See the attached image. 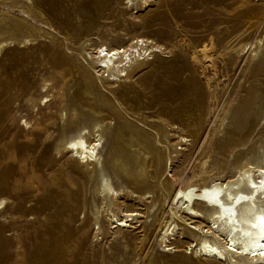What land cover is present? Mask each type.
I'll list each match as a JSON object with an SVG mask.
<instances>
[{
	"label": "rangeland",
	"instance_id": "1",
	"mask_svg": "<svg viewBox=\"0 0 264 264\" xmlns=\"http://www.w3.org/2000/svg\"><path fill=\"white\" fill-rule=\"evenodd\" d=\"M30 7L26 17L0 0V19L25 17L39 31L18 32L0 52V264H30L33 231L49 226L58 249H68L62 236L79 228L70 257L86 242L111 252L110 264H219L195 252L189 230L206 229V219L177 211L181 225L168 247L161 222L177 189L225 179L264 150V54L251 51L256 39L264 41V0H31ZM137 39L153 46L147 58L120 84L100 81L89 51L100 42L128 48ZM211 43L208 56L202 49ZM221 117L228 122L222 133ZM99 118L97 173L118 191L114 211H133L134 219L116 229V216L110 221L102 209L97 231L89 219L92 170L64 141ZM133 132L158 142V171L152 153L145 159L128 142Z\"/></svg>",
	"mask_w": 264,
	"mask_h": 264
},
{
	"label": "bare ground",
	"instance_id": "2",
	"mask_svg": "<svg viewBox=\"0 0 264 264\" xmlns=\"http://www.w3.org/2000/svg\"><path fill=\"white\" fill-rule=\"evenodd\" d=\"M138 2L144 4L146 0H126L129 5ZM11 3L13 6H19L26 17L30 15L32 11L30 7L31 0H11ZM18 19L20 20L18 22H9L10 20L7 18L0 19V35L8 34L5 38L0 37V52L8 41L9 45L14 43L13 41L18 32L28 33V36L39 33V31L34 33V27L36 26L27 21L25 17ZM100 43L94 49H91L90 53L88 51L87 53L90 54L89 61L93 65L92 67H98V70H95L98 72L96 74L99 76L100 81L109 82L110 85H117L124 81L131 74L134 63H138L141 57L147 58L153 49V46L146 44L143 39H137L134 44L122 49L120 47H108L104 43ZM246 46L247 43H244L234 49L236 52H240L245 50ZM212 48L213 44L211 43V46L209 48L204 47L202 52L211 56L213 53H208ZM251 51L253 57L264 54V41L262 38L256 39ZM109 83L107 86H109ZM89 89H91V86ZM87 92L90 93L92 90ZM261 110L264 112V107ZM71 114L77 115V111H72ZM225 119V117H221L220 133L225 131V126L228 123L225 122ZM103 123L102 119L99 118L86 128L79 129L64 141L65 148L71 154H74L78 161L92 170L91 178H94L95 184L89 219L93 221L92 223L95 224L93 226L94 228L97 227V231L101 228L99 212L102 209L110 216V221L111 213L116 216L110 222V225H113L116 229L126 227L127 221L134 219L133 211L126 213L121 207L114 211L118 191L115 190L105 173L101 171L99 174L97 173L99 157L96 152L104 129ZM124 133L126 134V130ZM179 139L186 140L184 136H179ZM128 142L134 143L138 151L144 153L145 159L148 157V153H152L153 168L158 171L161 162L158 142L157 144L154 142V144L146 141L142 135L137 136L134 132L133 135L129 134ZM176 145L177 143H172L173 147ZM251 156L245 157L235 167L231 175L225 179L213 178L210 182L203 180L201 184H187L174 192L172 197L175 204L170 208L171 215L161 222V240L165 247L167 246L166 241H169L174 235L176 227L181 225L180 222L174 220L178 218L176 212L180 211L181 213H187L192 218L202 217L207 221L206 229L196 224L193 228H198V231L195 229L189 230L197 238L195 252L198 256L208 258L219 264H264V150L261 154L259 150H256ZM206 163L207 160L204 159L201 166L203 170L206 168L204 167ZM124 174L132 187L137 190L142 189V186L140 187L138 182L133 180L131 173L125 172ZM155 177L156 173H154ZM166 188L169 192L170 186ZM144 194L146 192L141 196ZM2 201L3 199H0V206ZM67 220H69V215ZM78 229L73 227L68 230L70 236L67 234L62 236V244L67 246L68 249L61 247L58 249L57 245L50 243V233L53 231L51 226L45 229V233L44 230L41 232L35 229L32 234L30 264H110L111 252L109 253L101 248L92 250L89 248L91 244L86 242H84V248L81 247L80 252L82 253L80 255L76 257L72 254V257H70L71 250L75 248L76 242L75 239L71 238V235L76 233ZM41 238L45 240L42 239L43 242L39 243ZM39 246L42 247V251L37 249ZM57 249L58 251L55 254ZM164 250L167 251L168 248Z\"/></svg>",
	"mask_w": 264,
	"mask_h": 264
}]
</instances>
